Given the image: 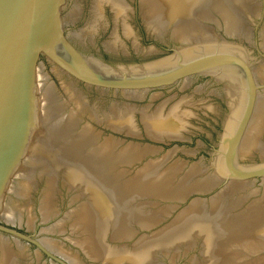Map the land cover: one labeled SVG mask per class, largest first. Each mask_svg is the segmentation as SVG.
Instances as JSON below:
<instances>
[{
  "label": "water",
  "instance_id": "1",
  "mask_svg": "<svg viewBox=\"0 0 264 264\" xmlns=\"http://www.w3.org/2000/svg\"><path fill=\"white\" fill-rule=\"evenodd\" d=\"M0 264H264V0H0Z\"/></svg>",
  "mask_w": 264,
  "mask_h": 264
}]
</instances>
